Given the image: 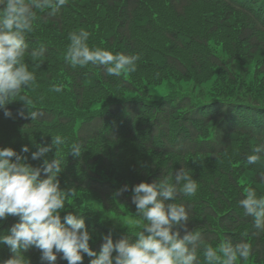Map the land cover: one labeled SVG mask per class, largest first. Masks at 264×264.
Returning <instances> with one entry per match:
<instances>
[{
	"label": "trees",
	"instance_id": "obj_1",
	"mask_svg": "<svg viewBox=\"0 0 264 264\" xmlns=\"http://www.w3.org/2000/svg\"><path fill=\"white\" fill-rule=\"evenodd\" d=\"M106 1L109 7L119 4V8L114 13L115 16L104 22L100 29L90 23L88 26L85 20L77 21L79 17L87 18L90 11H81L77 14L78 17L68 18V13L57 7L53 0L55 13L53 14V8L44 7L47 12L41 16L45 22L55 23L49 28L50 36L45 34L41 24H37L41 22V17L38 16L39 21H32L30 34L25 33V61L36 80L31 88L25 86L22 93L34 101L29 108L19 97L15 99L20 111L26 115L35 111L36 118H21L19 112L9 108L10 112L16 113L9 117L11 126H0V148L11 147L21 153L22 148L28 146V163L39 167L44 156L38 160L31 159V154L38 151L37 147L51 145L52 138L56 135L65 139V144L57 153L53 149L45 156L51 157V161L56 155L60 160L63 171L59 180L62 187L73 188L76 195L80 191L93 194L85 195L88 207L74 204L75 195L68 198L64 209L76 212L77 218L85 220L88 230H95L99 234L98 239L89 242L90 248L97 253L101 251L104 237L109 233L112 234L114 243L122 238L135 241V234L141 230L138 229V223H143L135 214L137 209L132 203L135 186L142 182L153 183L164 177L175 183V173L183 167L197 181V192L194 196L181 195L176 200L165 203L184 204L189 217L186 222L187 230L200 233V239L191 246L196 253L194 264H201L200 253L206 250L208 244L220 243V239L232 247L250 243L251 258L255 263H264V218H261L260 226L257 227L256 218L246 213L242 204L247 199L246 193H238L234 209L224 208L218 204L222 192L218 185L212 183L208 187L204 180L190 171L184 160L187 156L196 154L214 158L221 156L232 148L233 136L237 134L251 138L254 142L253 149L256 150L254 152L251 149V153L258 156L259 160L264 159V97L257 90L258 82L250 80L251 83H248L239 74L235 75L233 50L236 46L233 47L229 41L227 45L211 48L201 38L198 53L182 56L189 60L188 63L172 51L180 50L173 43L175 39L171 32H166L165 37L171 40L172 49L154 48V31L145 24L152 27L157 19L149 18V13L143 10L145 4L153 9L152 0ZM202 1L208 2L207 13L213 10L214 14L221 16L217 22L219 26L225 21H231L227 9L241 13L243 21L236 27L232 39L243 51H249L251 45L252 52H255L259 33H264V0H166V3L176 16H183L192 4ZM221 4L225 10L221 9ZM219 6L220 10H217ZM91 7L96 12L97 4L93 3ZM69 8L72 10V7ZM154 15L157 13L153 12ZM140 19L147 29L146 41L135 36L133 26L138 28ZM36 26L39 32H36ZM112 26L117 27L109 33L107 28L111 30ZM211 26L203 37L215 32L217 28ZM77 29H84L89 33L88 45L92 49L101 48L114 55H138L140 59L136 62V71L108 76L104 66L72 67L65 59L66 45L63 39L54 36L53 31L68 37L71 31ZM33 53L37 55L33 56ZM261 66L264 70V62ZM197 69L203 75L201 83H205L206 88L213 92L209 101H203L198 94L192 99L189 93L182 96L164 95L150 100L146 90L148 86L154 87L158 83L172 86L175 84L173 79L177 80L179 76L191 77L192 70ZM54 86H61L63 91H53ZM201 88L202 84L197 91ZM87 96L91 101H99L100 108L88 111L83 104ZM204 127H207L211 137L204 135ZM128 139L139 140L141 145L152 152L175 155L178 160L174 165L166 164L163 168L151 164L147 168L137 169L133 172L134 175L127 170L117 173V162L128 159L125 154L121 155L124 152L121 142ZM74 143L81 145L82 155L79 158L70 155ZM89 144L96 148L93 147L90 151ZM106 145L108 150H105ZM94 167L100 171H95ZM254 180L264 184V164L263 173H255ZM125 185L128 190L123 195H114ZM205 189L210 192L206 196L203 195ZM126 212L132 213L135 219L134 225L130 227L114 228L106 218L109 213L127 216L124 215ZM8 224L7 221L0 222V235L7 231ZM185 234L181 229V237ZM4 254L5 247L0 243V257ZM115 254L113 253L114 256ZM56 255V264H68L62 258V253ZM82 255L83 264H90L91 259L95 258L85 253ZM41 256L42 252L34 246L25 254L32 264H49L48 261H42Z\"/></svg>",
	"mask_w": 264,
	"mask_h": 264
},
{
	"label": "clouds",
	"instance_id": "obj_2",
	"mask_svg": "<svg viewBox=\"0 0 264 264\" xmlns=\"http://www.w3.org/2000/svg\"><path fill=\"white\" fill-rule=\"evenodd\" d=\"M32 3L36 8H53L55 13L52 0H32ZM57 4L63 7L66 0H57ZM34 19L35 13L26 0H0V107H6L19 97L23 104L31 108L32 100L22 90L26 89L25 86L31 88L36 80L25 63V33L32 30ZM88 39L87 31L70 33L65 59L72 67L82 68L89 64L104 66L108 76L136 71V61L140 59L138 55H114L101 48L92 49ZM53 91L61 92L63 88L54 86ZM5 116L11 117L12 113L6 110ZM19 116L34 120L36 112L26 115L21 111ZM64 144L62 136H53L52 144L38 146L39 150L31 154V159L38 160L53 149L57 153ZM27 153L28 146H24L21 153L11 147L0 148V220L19 218L10 228V234L0 237V243L8 245L13 253L2 264H30L23 253L33 246L42 252L41 260L49 264H56V253H62L68 264H83L82 253L95 257L90 264H194L196 253L191 246L200 239V233L187 230L189 217L184 204L165 203L176 200L177 196L196 194L198 184L188 170L182 167L176 172L175 183L164 177L153 183L136 185L132 203L137 209L135 214L143 223H138L141 230L135 234V241L122 238L114 243L109 233L97 253L90 248L92 236L82 217L77 218L69 212L62 223L60 213L68 198L75 197L76 192L74 189H61L59 175L63 168L60 160L55 155L53 160L44 159L41 166L33 167L28 163ZM70 155L81 157V145L72 144ZM258 159V156L251 155L248 163L255 164ZM127 190L125 185L114 195L121 196ZM245 193L247 199L242 204L246 213L256 218L259 227L261 218H264V196L257 198L256 191L250 188H246ZM181 229L186 232L183 237ZM113 253H116L115 256ZM251 253L252 246L248 242L235 247L223 243L218 250L208 247L204 256L218 264H237L238 259L248 260Z\"/></svg>",
	"mask_w": 264,
	"mask_h": 264
},
{
	"label": "rangeland",
	"instance_id": "obj_3",
	"mask_svg": "<svg viewBox=\"0 0 264 264\" xmlns=\"http://www.w3.org/2000/svg\"><path fill=\"white\" fill-rule=\"evenodd\" d=\"M93 3L97 4L96 12L92 11L91 5ZM86 4H88L91 13L87 16V18H83V20L87 21L88 26L90 23L96 29H100L104 22H106L109 18H113L115 16L114 13L119 8V4H116L114 7H109V4L106 0H86L84 5ZM151 4L153 9H150V7H147L145 4L143 10L149 13V18L154 17L157 19V21L154 23V26L152 27L145 24L148 29L151 28L152 31H154L152 36V44L154 45L155 49H172L171 40L165 37L166 32H171L173 38L175 39L173 43L180 51L174 49H172V51L179 55V57L198 53L201 47L199 45V40L201 38H204V42H206L207 47L211 48L218 47L222 44L227 45V42L229 41L233 47L234 45L236 46V48L233 50V53L235 54L233 61L235 75L239 74L248 83H251L250 80L257 81L259 85L257 90L264 97V70L261 66V64L264 62V33H259L257 39L258 44L256 46L257 49L255 52H252L251 45H249V51L247 49L246 51H243L241 46L232 39L235 36L234 33L236 32V27L243 21L241 13L227 9L230 14L231 21H225L223 25L219 26L217 22L219 19H221V16L214 14L213 10H211V13H207V9L209 8L208 2L202 1L192 4L191 7L187 9L186 13L183 14V16H176L171 11L170 7L166 3V0H152ZM221 9L225 10L226 8H224V6L221 4ZM217 10H220V6L217 7ZM153 12H156L157 15L153 16ZM35 13L37 16H35L34 20L39 21L38 16H43L44 11L39 9V11ZM37 24H41L43 26L45 34L48 36H50L51 33L49 28H51L52 25H55V23L52 24L51 22H45L42 17L41 22L39 21ZM138 25V28L133 26L136 34L135 36L146 41L147 29L141 19L139 20ZM211 25L217 29L213 34L203 37L202 35L212 27ZM116 27L117 26H112L111 30H108L107 28V31L110 33V31H114ZM35 28L37 29L36 32H39L37 26ZM74 31L77 32V34L80 32L79 29ZM53 35L57 36L59 39H63L67 51L70 41L69 36L65 37L63 34L54 33V31ZM37 39L40 38L37 37ZM89 42L90 39H88L87 43ZM182 58L186 62L190 63L187 58ZM141 59H143V57H141ZM87 66L93 65L89 64ZM200 72L201 71L197 69L192 70L191 77L179 76V79H173L175 84L172 86H164L161 83L156 84L154 87L148 86L146 90L149 93L150 100L160 98L164 95L182 96V94L185 95L189 93L191 94L192 99L195 98L194 95L198 94V96L203 98V101H209L213 96V92L211 89L206 88L207 86L205 83H201L203 80V75ZM200 74L201 80L199 81ZM165 78L170 79L168 76H165ZM200 84H202V88L197 91ZM208 84L211 85L210 82H208ZM31 100L32 102L34 101V99ZM83 104L87 107L88 111H93L100 108V102H96V100L91 101L89 100L88 96L83 100ZM201 109H203V107ZM203 131L205 132V136L211 137L207 127H204ZM139 142V140L135 141L132 139L121 142V147L124 149V152L121 153V155L125 154L128 156V159L124 161L119 160L117 162L115 166L117 173L127 170L131 175H134L133 172L135 173L137 169L139 170L141 168H147L151 164H153L154 167L163 168L166 164L174 165L178 160V157L175 155H169L162 152H152ZM44 143H46V140H44ZM253 145L254 142L251 138L237 134L233 136L232 148L221 156L214 158L209 155L196 154L187 156L184 160L186 161L185 164L188 165L190 171L204 180L208 187L214 183V185H218L219 189L222 190V192H220L221 197L218 200L219 205L224 206V208L233 207L234 209V207H236V196L240 191L245 192L246 188L256 191L257 198L264 196V184L257 183L254 180L255 173H263L264 159H258L257 163L255 164L248 163V157L254 155L251 153V149L254 148ZM47 146H49V144L44 147ZM93 147L96 148V146H92L91 144L88 145V149L90 151ZM37 149L39 150L38 147ZM108 149V145H106L105 150ZM254 152H256V150ZM44 159H48L50 161L51 157L48 158V156H44L43 161ZM32 166L37 167L33 164ZM94 170L100 171L96 167H94ZM112 178L114 179L113 175ZM60 187L62 190L73 189L69 187ZM209 193L210 192L208 189H205L203 195L206 196ZM85 195L93 196V194L89 191H80L74 198L73 203L78 207H88L89 202ZM124 215L127 216L121 217L116 216L115 213H109L106 215V218L114 228H121L124 226L130 227V225H134L135 219L133 214L126 212ZM88 231L92 236V241L99 238V234H97L95 230ZM220 241V243L208 244L207 248L213 247L218 250L220 245L225 243L223 239H220ZM204 252L205 250L200 253L201 264H218V262L215 260L208 261L204 256ZM237 264L264 263H255L250 256L246 261L238 259Z\"/></svg>",
	"mask_w": 264,
	"mask_h": 264
}]
</instances>
